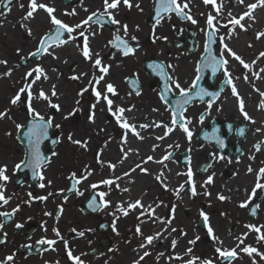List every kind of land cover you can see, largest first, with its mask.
Here are the masks:
<instances>
[{
	"label": "rangeland",
	"instance_id": "obj_1",
	"mask_svg": "<svg viewBox=\"0 0 264 264\" xmlns=\"http://www.w3.org/2000/svg\"><path fill=\"white\" fill-rule=\"evenodd\" d=\"M72 1L73 5L63 0H38V2L47 3L50 7H53L55 9L54 15L70 26L79 23L90 12L98 9L99 0H83V5L80 4L79 0ZM252 2L255 3L256 0H244V4H238L235 0H224L223 17H227L228 12L231 11V13L238 18L239 15L247 10L246 5ZM21 3L25 5V8L22 9L20 7ZM216 3L217 5L218 3L221 4V0H216ZM27 4L28 0H17L8 10H0V13H3V15H0V24L5 23L8 25L5 30L0 29V59L7 61V65H0V74L8 71L9 68L12 69L10 76L4 77L0 75V111L7 110V117L0 119V165H7L6 175H8L9 180L5 183L4 194L6 197H11L8 204L3 205L0 203V212L11 210L19 205L17 221L26 224L37 220L41 222L52 220L54 210L57 206H61L63 208L62 214H64H61L62 217H59L57 222L58 224H65V218L66 215H68V236H70L69 233H73L68 249L71 250L74 256H79L82 259L85 250L96 246V239L105 235H99L97 232L96 226L101 222L99 218L97 219L94 215H86L81 210V204L92 192L96 193L97 197L98 193L101 191L108 193L105 199L110 202L120 195V192L114 186L99 185L97 189H92L90 185L104 179V175L109 170L107 162L114 165L121 162L122 154H120L117 148L124 136V130L117 125L115 118L107 111V106L104 102L96 104V108L94 109V122L88 120L90 106L96 102L95 97L91 92L90 86L89 91L85 92L82 96H78L77 94L82 88L88 86V80L92 77V74L96 72V69H93L91 64L83 59L75 43L67 44L68 48H70L71 45L75 46L76 50L74 53L68 51V48L62 50L58 59L54 61L53 58L51 66L46 64L47 60L50 58L46 56V53L39 58L29 59V53L35 50L39 38L46 32H49L50 23L47 14L43 10H38L37 12H39L38 15L41 19L37 20L36 23L30 24L28 27L31 29L32 34L29 35L27 30L22 32L20 26L16 24L20 22L25 15ZM144 7L145 5L142 4L141 8L143 9ZM73 8L76 9L77 14L67 15L66 13L71 12ZM84 8H87L88 12H85ZM260 8V14L262 16L258 15L251 24L248 18H245L242 23L246 27H251L253 25L259 26L261 27L260 32H264V5H260ZM10 9H12L13 15L9 14ZM189 9L190 15L197 21L196 24H192L190 21H181L171 14L170 18L165 17L155 28L152 26L151 30L147 28L142 30L138 28L136 29L137 31L128 29V35L125 38L128 39L129 43L136 51L134 55H129L127 57L122 56L108 43L113 39V33L116 29L109 30L103 27L101 28L98 24H91L90 31L95 32L97 36H94L96 37V48L90 45L91 49H98L103 63L105 65H110L109 73L105 81L99 86V90H103L104 84L112 83L118 93L115 96L109 94L114 103L126 109H133L125 113L129 120H132L133 116H135L138 118V122L141 121V117L138 114L140 113L143 117V122L141 121V124H144L148 122V114L152 113L154 115L151 119V123L156 121H162L166 124L169 123V112L166 111V108L169 107L159 99V84L150 74L143 70L142 66L146 58H155L159 61H163L165 65L169 63L175 65L174 73L171 69H168V71L177 76L184 87H187L195 76L197 67L196 60L203 53L205 41L204 30L206 28L207 16L210 12L215 15V9L210 4L205 5L203 0H191ZM137 11L141 13V11L135 8L133 11L134 16ZM231 27V25L228 26V28ZM188 28L195 30L194 39L196 45L194 46L195 49L191 52L188 51V43H182L180 47H175L177 42L186 38ZM228 28L221 27L217 33V44L215 46L216 54L220 52L218 38L219 36H223L229 48L240 55L246 63L251 65L252 72H258L261 68H264V57L257 60L256 64H251L253 60H256L260 52H264V41L256 39V35L251 36L247 29H241L239 26L235 29L236 32L241 33L242 38L235 40L229 39ZM251 32L254 34V30ZM119 35L122 37L124 36L123 29H121ZM147 35L151 36L152 39H150V41H145L144 38ZM130 36L139 37L138 40L134 42L130 39ZM164 37H166V39H163ZM66 38L65 36V39ZM78 38L79 37H77V42L82 45V38L80 40ZM137 45H139V47H137ZM17 49L20 50L19 53ZM113 53H115V55H113ZM22 60L26 61V65L21 64ZM37 64L41 65L44 70L46 69L53 75L52 81L48 83L50 90H45V93L49 95L52 103L60 105V111L52 109L47 101L35 99V95L38 94V91L32 89L34 96L31 101L32 106L40 112L45 119L49 116L53 117V128L50 132L51 134H55L54 130H57V139L59 141L55 144L53 149L56 155L49 157L50 163L43 169V174L46 178L44 183L47 184V180H51L52 184L45 188L38 187V189H33L29 187L28 184H23L21 186L14 185V180L17 177V173L14 171V165L19 162L20 159L24 158V148L17 138L18 132L16 124L25 125L28 115L27 94H22L21 102L16 105H12L10 99L23 86V77L25 73ZM256 65H258V67ZM229 70L237 86L238 93L244 100L245 106L251 103L250 99L257 100L260 104L264 97H261L259 93L254 90L251 83L253 81L255 84L257 80L258 82H262V79L253 77L251 72L244 69L234 58L230 59ZM82 72L87 73V75L80 80L71 79L72 76L79 75ZM245 75H248L251 83L243 79ZM263 75L264 73H262V76ZM128 76H135L137 80L142 81L143 86L139 94H134L126 88L124 81ZM220 76L221 73L218 77L216 76L217 78H214V81L216 82L218 79H221ZM152 82L155 83L154 87L151 86ZM53 85H55V90L58 94L56 97H51L50 95ZM258 89L264 92L262 83L258 84ZM77 100L80 101L79 105L76 104ZM227 105L234 110V115H230L229 119L235 117L242 119L240 114L235 112L237 101L231 94V87L226 85L213 106ZM190 106H207V104L206 102L195 103ZM77 107L79 111L72 115H68ZM153 109H158V111H153ZM262 110L264 111V109ZM185 115L192 118V123L189 125L190 130L193 132L191 141L187 139L186 135L179 128H176L172 132L175 140L171 147H169L170 145L167 146V139L171 133L165 137L164 140H158L157 149H153L149 144V139L152 138L154 135L153 133L163 135V128H151L152 136L149 131L142 132V129H137L144 139H137L133 135L129 138L133 143V147L130 146V148L135 150L129 153L133 159L137 157V155L153 154L152 156H160V158H162L165 155L169 156L170 153H174L172 157L164 161L160 169L164 171L163 169L165 167L168 168V165L170 166V169H168L170 174L167 176L169 182L167 190L164 187L159 188L158 181L153 183L149 180L145 183L146 189L144 196L147 198L146 201L149 204L148 206H151V209L158 206L160 214L162 218H164L163 221L166 223L169 219L174 220L177 229L175 232L168 231L161 233L162 236L160 238L154 240L153 244L148 245L146 250L143 249L150 253L149 256L145 257L146 260H148L145 264H185L187 260L194 256L200 257L201 259L215 260V247L234 248L238 243L236 238L246 232L248 235L244 243L256 247L260 252H264V241L258 242L257 234L254 231L249 232L246 227V225L264 226V199L259 202L261 204L260 213L254 220H248L243 208L239 206L242 201L246 200L244 194L247 192L251 193V188L255 183V176L254 182L253 179L251 180L253 183L239 185L240 189L237 201L225 203V200H219L217 194L222 191V185L226 184L228 179V175L225 173L231 172L235 168L226 158L219 159L220 156L213 145L204 143L202 146L198 147L197 143L199 140L196 139V134L201 129L200 127L204 128V126L198 123L197 114L195 115L188 111ZM55 124H59L60 128L56 129ZM8 133H10V135H8ZM69 134L72 135L73 140H79L81 142L87 141L86 148L70 142L68 139ZM46 149L47 145L45 144L43 150L46 151ZM107 149H112V154L116 156V158H108L106 155L107 153L105 154ZM184 152L188 154V164L179 162L178 156ZM253 154L254 159H249L251 160L252 168L259 169L264 167V153L255 151L251 153L250 156ZM207 155L213 156L211 167L206 172L208 176L214 173V183L202 187L201 185H203L205 181L203 175L206 172L198 175L197 169L198 166L205 161ZM98 157L101 161L105 162L103 166L97 163ZM241 157L239 159H242ZM1 161L3 163H1ZM231 161H233V159ZM189 167L191 170L193 169V180H195L196 191L198 193L195 196H192L188 191L189 186L187 184L186 173ZM88 169L91 170L92 175L89 176L87 180L81 181L76 185V191L68 196V201L63 200L60 195V190L65 188L67 179L71 177V173H76V177L79 178ZM131 169L129 173L133 172ZM174 171L181 173V175H178V173L176 174ZM39 183L40 181L38 180V185ZM180 184H185V188L181 190L179 196H177L175 190ZM127 185H133V179L129 180ZM153 188L155 192L151 194L150 190ZM205 190L209 193L214 192L215 195L212 198H207L208 195H204ZM49 192H52L53 195L48 197L45 201L30 200L28 196V193H31L34 197L47 196ZM77 192H80L81 195H77ZM182 196H187L185 197L184 204L180 200ZM24 201L30 202L24 203ZM138 211L140 214L142 209L139 208ZM190 211L191 216H189ZM201 211L208 217L207 228L205 230L207 231L208 227H211L214 230L223 231L224 236L218 238L227 244L220 245L219 242H214L211 237H205L200 233L201 231H205L197 226ZM46 212L52 213V215H45ZM187 212L188 214H186ZM101 214L103 218L112 220L110 228L111 234L109 233V235L112 236L113 244L107 257L109 260L106 263H101L100 261L94 263L93 261H85L84 258L82 259L84 264H132V261L136 259H134L135 255L138 254L137 250L141 249L139 245L144 243L143 237L136 234V227L137 225L140 226L144 236L154 235L151 229V227L154 226L152 218L149 217L147 213L144 216L140 215L139 218H136L134 210H129V214L125 216L117 209L116 205L113 204L103 208ZM145 220L147 223L143 225ZM113 222H115L116 231H113ZM47 224L48 222H46V225ZM73 229H75V231H73ZM231 230H233L234 233L228 235L227 233ZM261 231L263 232L264 228H262ZM80 232H83L84 235H78ZM197 237H199L198 240L196 239ZM173 240H176V246L174 248H178L181 252L171 253L168 251V249L172 247ZM193 240H195V243L190 244L189 241ZM241 247H243V245H241ZM189 248L192 249L191 253L187 252ZM160 253H163V255L160 256ZM253 255L255 256V254ZM112 256H114V258L111 259L110 257ZM255 259L257 264H264V261H261L259 256H255ZM230 264H252V258L240 252L238 257L232 260Z\"/></svg>",
	"mask_w": 264,
	"mask_h": 264
},
{
	"label": "snow or ice",
	"instance_id": "obj_2",
	"mask_svg": "<svg viewBox=\"0 0 264 264\" xmlns=\"http://www.w3.org/2000/svg\"><path fill=\"white\" fill-rule=\"evenodd\" d=\"M80 4L83 5V0H79ZM223 2L224 0H221V4L217 5L216 0H203V3L205 5H212L215 9V15H213L211 12L207 16L206 20V28H205V41H204V52H203V60L201 62L197 63L196 67V76L192 80L191 84L188 85V87L182 86L181 82L179 81V78L173 74H171L168 69L175 70V65L167 64L165 65L163 61H153L149 63L148 67L152 69L153 73L161 78L163 81L162 84V92L158 93L159 99L161 101H166L167 96L169 93H175L176 98L173 101H170L169 103L172 105L170 108H166V111L169 112V123H164L162 121H156L148 124H140L136 125L134 123H131L128 118L125 116V113L128 111H132V108H124L122 106L116 105L114 101L110 98L109 94L112 96L117 95V90L115 86L112 83H106L104 84L103 90H99V86L105 81L110 65H105L102 61V58L99 53H93L90 46V37H93L96 35L95 32L90 31L91 24H98L101 28L104 26L105 23H111L113 25H117L119 27L116 28L115 32L113 33V39L110 40L108 43L111 47L116 49L117 52H119L122 56H129L134 55L136 49L131 46L129 43L127 37L128 35V25L124 24L120 26V21L115 18V13L118 12L121 4H123L125 7L131 9L133 6H135L139 11H143V9L140 7L139 2H137L135 5H133L132 0H102V10L97 9L96 11L90 12L86 18L82 19L79 23H76L74 25H69L65 22H63L61 19H58L55 15V9L53 7H50L47 3L38 2V0H28L27 4V11L25 15L22 17V21H27L32 18H34V14L38 10H43L47 17L49 18L50 23V30L49 32H46L43 36L39 38V42L37 44V47L34 51L29 53L30 57H40L43 54L47 53L48 55L53 56L54 59H58V57L55 56L54 51H50V49L54 47H60L67 45L69 43H75L78 51L82 55L83 59L87 62H89L93 69H96V72L92 74V77L88 80V86H85L80 90V92L77 94L78 96H82L85 92L89 91V86L91 88V92L95 97V103H93L90 106V114L88 115V120L90 122H94V116L95 112L94 109L96 108V104L104 102L107 106V111L115 118V121L117 125L124 130V136L122 137V146H121V153H122V159L127 158L129 153L134 152V149L127 148L125 150V146L127 145V137L129 134L133 135L137 139L143 140L144 137L141 135V133L137 130L139 129H147V128H163L164 132L163 135L157 136V140H164L165 137H167L170 133H172L176 128H179L183 131V133L186 135L187 139L191 141L193 132L190 130L189 125L192 123V118L185 115L187 108L186 106L189 105L191 102H193L194 99H199L201 101H205V98H208L206 100L207 107L203 113L199 116V122L203 123L205 119V115L210 114V110L213 108V105L217 102V98L220 95V92L223 91L221 88L219 91H210L204 87L199 86V81L201 80V72L204 69H210L212 74L215 75L217 72H222V75L224 76V80L222 83L224 85L231 87V94L237 101V107L241 115L243 116V119L246 121H250L252 123H255L253 118L248 114V112L245 110V104L243 98L240 96L237 90V86L233 81L231 72L229 70V64L230 59L234 58L236 61L239 62L240 65L243 66L244 69H247L249 72H251L252 76L256 79H262L264 76L261 74L264 73V68H261L258 72H252L251 65L249 63H246L240 55H238L235 51H233L231 48H229L228 44L225 43V38L223 36H219L218 42L220 44V52L218 54H213L212 44L217 42V33L219 32L220 28H228L229 25H231V28H228V34L229 36L232 34V31L235 29V27L239 26L241 29L246 30V26L242 23V21L245 18L254 20L253 16V10L256 9L260 5H264V0H256L255 3H249L246 5V11H244L239 17L237 18L234 16L231 11L228 12V15L226 18L223 17ZM238 4H244V0H235ZM6 5L11 3V0H5ZM191 3V0H154V19L155 23L153 25V28H155L157 25H159L165 17L170 18L171 14H175V16L183 19L188 20L192 24H196L197 21L190 15V9L189 4ZM20 7L23 9L25 8V5L23 3L20 4ZM187 10V11H186ZM85 12H88L87 8H84ZM67 15H76V9L73 8L71 12H67ZM0 15H3V13H0ZM222 19L224 22H222ZM21 27L27 28V25L24 23H21ZM121 27L123 29L124 36H120L119 33L121 31ZM139 26H137L138 29ZM28 34L31 35V29L27 28ZM87 33V34H86ZM65 36L67 37L65 39ZM77 37L82 38L83 43L82 45L77 42ZM264 38V32H257L256 39ZM136 37L132 36L131 40L136 41ZM163 39H166L164 37ZM251 46V45H249ZM139 47V45H137ZM19 49H17V52L19 53ZM115 55V53H113ZM261 57H264V52H260L259 56H257L256 60H253L251 64H256L257 60H259ZM23 59V58H22ZM0 65H7L6 60L0 59ZM12 72V69L9 68L8 71L0 74L4 77L10 76ZM87 73H80L79 75H74L71 77L73 80H80L81 78L85 77ZM43 78L44 80H47L49 77L45 73L44 68L37 64L35 67L30 69L28 72L25 73L23 77V86L16 92V94L11 97L10 103L12 105H16L17 103L21 102L22 94L26 93L28 98L27 103V109H28V115L31 116V120L27 124V131L23 133V136L27 140L26 144V152L24 155V158L20 159L19 162H17L14 165V171L17 170H30L33 178H38L40 181L39 187L45 188L46 186H50L52 184L51 180H47V184L44 183L45 176L43 174L44 167L50 163V158L47 157L41 150V144L49 138L50 129L53 128V117L49 116L47 119L43 115H41L40 112H38L33 106L31 101L33 100V87L34 85ZM243 79L246 82L251 83L249 80L248 75H245ZM138 84V81L134 82ZM253 88L255 91L259 93L261 97H264V92H261L259 89L255 88V85H253ZM139 94V92H137ZM51 97H56L58 94L55 90V85L52 86ZM35 99L37 100H44L48 102V105L55 109L56 111H60V105L56 103H52V101L49 98V95L45 93L43 89H41L38 94L35 95ZM80 101L77 100L76 104L79 105ZM258 109H264V99L261 100L260 104L258 105ZM79 111V108H74L72 113H69L68 115H72L73 113ZM153 111H158V109H153ZM217 111H220V108H217ZM7 117V110L0 111V119H4ZM10 118V117H9ZM67 118V117H65ZM24 125L22 124H16L17 132L23 128ZM231 127V126H230ZM55 128L59 129L60 125L55 124ZM239 134H244V128H239ZM215 132V129H214ZM257 133L264 132V128H257ZM10 135V133H8ZM205 138L207 137V134H205ZM68 139L70 142L76 145H80L81 147L87 146V141H79V140H73L72 135L69 134ZM217 142L220 146V148L225 147L224 141L219 139V137H216ZM53 143H58V139H55L52 141ZM155 147V146H154ZM171 147V145L169 146ZM178 147V145H177ZM256 152H259L261 150H264V139L259 140L256 144L253 145ZM53 156L56 155L55 152L52 153ZM169 159L168 155H165L161 158V160L156 161V163H160L163 165L164 161ZM219 159H224L223 156H220ZM249 159H254V154L249 157ZM149 161H153V157L151 155L147 156L146 159L142 160L141 164H136L135 168H132L131 171H136L137 169L142 173H148V170L144 167H142V164L148 163ZM97 163H100L102 166L105 164V162L101 161L99 157L97 158ZM107 166L110 169H115V165L107 162ZM211 167V165H209ZM87 168V166H86ZM207 171V169H205ZM7 172V165H0V203L3 205L8 204L11 197H6L4 194V188L5 183L9 180L8 175H6ZM247 172L250 174H254L255 176V183L251 188V193L247 196V199L242 201L240 203L241 208L248 207L250 202H253L254 197L257 195L258 190L261 192H264V167L259 168L258 170L253 169L251 166L247 168ZM92 175V172L90 169H88L84 174H82L79 178L76 177V173H71V177L73 179L72 189L76 188V185L80 183L81 181H85L89 178V176ZM129 172H124L122 174L123 177L129 176ZM178 175H181V173H178ZM187 184L191 185V187L188 189L190 191V194L192 196L197 195L196 191V185L193 180V172L191 168L189 167L187 173ZM213 176L209 175L207 179L204 181V184L201 185L202 187L204 185H208L213 183ZM122 179L121 176H114L112 178L102 179L98 181L97 183H93L90 185L92 189H97L99 185H107L112 186L115 185L116 188H119V184L116 183ZM157 181H159L162 186L167 190L168 185L165 183V179L163 178V171L160 173V175H157L155 177ZM185 188V184H180L179 187L175 190V194L179 196V193L181 190ZM70 189V190H72ZM60 191H63L61 189ZM121 191L127 192L129 189L124 188L121 189ZM77 195H81L80 192L76 193ZM53 193L49 192L47 196H32L31 193H28V196L30 200H40L45 201L48 199V197L52 196ZM108 195L106 192H99V203H97V197L94 196L89 201V206L93 207V210H96L97 208H106L110 206L111 202L105 199V197ZM204 195H210L207 190L204 191ZM217 198L221 201H224L228 199V197H225L222 194H217ZM65 199H67L65 197ZM30 201H24V203H29ZM59 207V206H58ZM117 209L123 213V215L127 216L129 214V210H135L137 208L142 209L140 212L141 216H144L146 213L149 217H153L155 215L154 209H151V206H148L147 208L145 205L142 204L141 200L137 199L134 202L127 203V207H124V205L120 202L116 205ZM257 208H259V205H255L252 207L251 212L253 215H255ZM19 210V205L16 206V208H13L11 212H0V216L3 217H11ZM174 211V208H173ZM45 215H52V213L46 212ZM200 216L203 217V219L206 222L207 226V215L201 211ZM139 218V217H138ZM157 220H161L163 222L164 218L157 217ZM155 222V221H153ZM171 220L166 221V227L170 226ZM17 227H22V225L17 224ZM43 227V225H42ZM249 232H256L257 235V241H264V233H262L261 229L264 228V226H256V225H246ZM3 228V224H0V229ZM52 231L56 234L57 237L60 239H63L60 235V232L58 229L53 228ZM75 231V229H73ZM113 231H116L115 229V222H113ZM172 232H175L176 229H171ZM209 237L213 239L214 242H219L221 245L223 244L222 241H219L218 237H215L213 235V230L211 227H208L207 229ZM136 234L143 237L144 243H141L139 247L141 249H144L146 245H151L154 240L160 238L161 233L156 232L154 235H148L144 236L141 228L139 225L136 227ZM6 233H4V236L0 238V244H4L6 242ZM80 236H83L84 233L80 232ZM248 233H242L240 237H237V245L234 248H223V247H215V252L217 253V259L223 260L226 262V264H230V262L234 259H236L240 252L247 254L249 257L252 258V264H257V261L255 259V256H259L261 261H264V252H260L256 247H253L251 245H246L244 243L245 238L247 237ZM197 240L199 237L196 238ZM38 244H47L49 248H51L56 241L55 240H49L46 238H41L39 241H37ZM190 244H194L195 240L189 241ZM243 245V247H241ZM176 246V240L172 241V247L174 248ZM65 247L67 248V242H65ZM192 249L189 248L187 250L188 253H191ZM255 254V256L253 255ZM150 253L148 251H144L143 255L139 257V259L133 260L132 264H141V261L144 260L145 257L149 256ZM160 256L163 255V253L159 254ZM67 257L69 260L73 261V264H84V261L79 256H74L71 252V250L67 251ZM159 258V257H158ZM179 258V257H177ZM14 260V254H10L5 256L3 259H0V264H12ZM216 264V261L213 259H201L200 257H192L191 259L187 260L185 264Z\"/></svg>",
	"mask_w": 264,
	"mask_h": 264
},
{
	"label": "flooded vegetation",
	"instance_id": "obj_3",
	"mask_svg": "<svg viewBox=\"0 0 264 264\" xmlns=\"http://www.w3.org/2000/svg\"><path fill=\"white\" fill-rule=\"evenodd\" d=\"M137 2H139L140 7L142 4L145 5L143 8V11L139 13L133 14L134 9L136 8L133 6L131 9L125 7L123 4H121L118 12H116L115 18L120 21V26L127 24L128 29L130 30H136L137 26L141 30L144 28L147 29H152V25L150 24L151 17L153 14V3L154 0H132L133 5H135ZM68 4L73 5L72 0H68ZM98 9L102 10V0H99L98 2ZM87 16V15H86ZM85 16V18H86ZM175 16V15H174ZM176 17V16H175ZM178 18V17H177ZM180 19V18H179ZM181 21H188V20H183L180 19ZM94 24V23H93ZM99 26V25H98ZM117 25H113L111 23H105L103 28L113 30L116 29ZM122 29V28H121ZM187 30H190L191 32L193 31L195 35V30L192 28H188ZM137 31V30H136ZM151 35V34H149ZM132 36H130L131 39ZM138 40L139 36H135ZM145 41H150L151 36H146ZM135 42V41H134ZM199 59V58H198ZM196 60V63L198 61ZM143 70L146 71L144 68L143 64ZM221 73V79H218L216 82L214 81V78L219 76ZM211 74L210 71H206L205 79L203 81V84L205 85V88L208 90H215L224 80V76L222 75V72H217V74L210 80L208 79V76ZM152 77V76H151ZM216 77V78H217ZM153 78V77H152ZM194 79V77H193ZM192 79V80H193ZM160 87V79H155ZM191 80V82H192ZM190 82V84H191ZM138 83L140 85V90L143 86L142 81L138 80ZM216 83V85H215ZM189 85V84H188ZM151 86H155V83L152 82ZM208 98H205V101H195V103H204L206 102ZM164 103V102H163ZM207 106H188L187 111H190L192 114L194 113L195 115L197 114V119L199 118L200 114L205 111ZM217 108H220V111H217ZM245 110L248 112V114L253 118L255 123H252L250 121H246L243 119V116L238 110V107L235 106V112L239 113L241 118H232L229 119L230 115H234V110L230 106H213V108L210 110V114L205 115V119L203 123L199 122L198 123L201 126L207 127V128H215L218 132L219 139L224 141L225 147L223 151L220 150V147L218 146V143H210V145H213L216 152L218 153L219 156L225 157L227 160L231 161H238L239 158L244 156L245 153V143L248 137H254V139L257 137V132L256 130L253 131V126L258 125V119H257V113L261 111V109H258V106H245ZM217 111V112H216ZM186 114V113H185ZM231 126V127H230ZM202 128V127H200ZM239 128H244V134L240 135L239 134ZM251 131H253L251 133ZM197 139V138H196ZM259 141V139H258ZM198 147H200V143L198 141L197 143ZM251 153L255 152L254 147L251 149ZM262 152L263 151H259ZM229 156H228V155ZM174 155V153H173ZM181 155L182 153L178 156L179 162L181 161ZM241 157V158H242ZM189 166V165H188ZM29 185V184H28ZM29 187L33 188L32 186L29 185ZM39 187V186H38ZM34 189V188H33ZM38 189V188H37ZM190 192V191H189ZM260 191L258 190L257 195L254 197V199L259 195ZM250 193H245L244 195L247 196ZM68 201V198H67ZM254 201V200H253ZM253 202H250L248 207L243 208V211L245 213L246 218L249 219H256L259 215V211L261 208V204L258 203L259 208H257L255 215L252 214L251 209H252ZM59 208V213L56 215V209ZM56 209L54 210L52 220L46 221L48 224L46 225V222H41L40 220L37 221H31L30 223L24 224L21 221H17L18 214L17 212L12 215L11 217H3L0 216V224H3V228L0 229V238L4 236V233H6V242L4 244H0V259H3L5 256L14 254V260L12 264H68V257H67V251L69 250L68 246L70 243V239L72 238V232L69 233L70 236H68V215H66L65 218V224H58L57 219L59 217H62V211L63 208L61 206H57ZM12 210V209H11ZM11 210L7 211H2V212H11ZM102 211L103 208L100 209L98 214L95 216L97 219L99 218L100 221L104 222L105 229L103 230H97L99 235H105L98 237L96 239V246L93 248H87L84 252V256L82 259L85 258V261H93L94 263L96 262H101V263H106L109 258L108 254L109 251L112 249V244H113V239L112 236L109 235L111 234V222L112 220L108 218H103L102 217ZM62 214V215H61ZM189 216H191V211ZM57 222V223H56ZM20 224L22 227H17L16 225ZM43 225V227H42ZM53 228L58 229L60 232V235L63 239H60L59 237L56 236V234L52 231ZM43 229V230H42ZM200 233L203 234L205 237H209L208 231H201ZM234 233L233 230L229 231L227 233L228 235ZM256 233V232H255ZM264 233V231L262 232ZM236 234V232H235ZM257 234V233H256ZM79 235V234H78ZM213 235L215 237H223L224 232L223 231H217L213 230ZM258 235V234H257ZM41 238H46L49 240H55L56 243L49 248L47 244H38L37 241H39ZM105 238V240H104ZM65 242H67V248L65 247ZM146 250V248H144ZM173 250L172 247L168 249L169 252ZM215 261L217 264H225L222 263V260L217 259V253ZM143 255V253H140L138 255H135L136 259H139V257ZM138 256V257H137ZM111 259L114 258V256L110 257ZM134 258V259H135ZM135 259V260H136ZM148 260L144 258L143 261H141V264H145ZM69 264H72V261H69Z\"/></svg>",
	"mask_w": 264,
	"mask_h": 264
},
{
	"label": "bare ground",
	"instance_id": "obj_4",
	"mask_svg": "<svg viewBox=\"0 0 264 264\" xmlns=\"http://www.w3.org/2000/svg\"><path fill=\"white\" fill-rule=\"evenodd\" d=\"M254 3V2H252ZM218 5H220V3H218ZM260 6H258L256 9L253 10V16L254 18H257L258 15H261L260 14ZM9 14L10 15H13L12 14V9L9 10ZM262 13V12H261ZM39 12H36L34 14V18L30 19V20H27V21H20L18 22L16 25L20 26V30L22 32H25L27 30V28L30 26V24L32 23H36L37 20H40L41 17L38 15ZM262 16V15H261ZM260 16V18H261ZM226 18V17H224ZM255 20H252V19H249V23L251 24L252 22H254ZM222 22L223 19H222ZM21 23H24L25 25H27V28H24V27H21ZM8 27V25H6L5 23H1L0 24V29L1 30H5L6 28ZM236 28V27H235ZM246 29L249 31V34L251 36H255L257 34V32H260L261 31V27L259 26H251V27H246ZM252 30H254V34L251 32ZM96 36V35H95ZM244 36V35H243ZM97 37V36H96ZM96 37H91V40H90V45H92V47L94 46L96 48ZM241 33H238L236 32V29H234L232 31V34L229 36V39H241ZM261 40L264 41V38H261ZM68 48V45H64V46H60V47H54L52 49H50V51H54V54L56 57H60V54H61V51L62 50H65ZM76 48L74 45H71L70 48H68V51H70L71 53L75 52ZM93 51V53H99V50L98 49H94L92 48L91 49ZM46 56L50 57L46 64L47 65H50L51 66V62H53V56L51 55H48L46 53ZM55 61V59H54ZM258 67V65H256ZM45 73L47 74V76L49 77L47 80H44L43 78H41L40 81H38L33 89L37 90L38 92L43 89L44 91L45 90H50V87H49V81H52L53 79V75L50 74L46 69H45ZM262 75V74H261ZM264 76V75H263ZM259 83H262L263 84V87H264V78H262V82H257L254 84L253 81L251 83V86L255 85V88L258 89V84ZM257 85V86H256ZM251 100V103H249L248 106H258L259 103L257 100H253V99H250ZM229 106V105H227ZM139 116L141 117V121L143 120V117L140 113H138ZM257 119H258V125L257 126H253V131L256 130L258 127L261 128H264V111L261 109V111L259 113H257ZM153 115L152 113L148 114V122L144 123V124H148V123H151V119L153 118ZM127 118L128 116L125 115ZM129 120V118H128ZM131 123H134L136 125H140L142 122L139 121L138 122V118L133 116V119L132 120H129ZM138 122V123H137ZM139 129V128H138ZM140 130V129H139ZM149 131L151 136H152V131H151V127L150 128H147V129H142V132H147ZM153 131H156V130H153ZM251 131V133L253 132ZM154 135L152 136V138L149 139V144L151 147H153V149L156 148L157 146V143H158V140L156 139L157 136H161L159 135L158 133H153ZM132 135L129 134L128 137H127V145L125 146V150H127V148H130V146L133 147V143L130 141V137ZM261 139V138H264V132L262 133H258L257 134V137L254 139V137H248V139L246 140V143H245V153H244V156L242 157V159H239L238 161H229L231 162V165H233V167L235 168L233 171L231 172H226L225 174L228 175V179H227V182L226 184L222 185V191L219 193V194H222L224 195L225 197H228V199L225 200V203H228V202H232V201H237L238 200V196H239V185L241 184H246V183H253L254 182V174H250L247 172V168L249 166L252 167V163H251V160H249V157H250V154H251V149L253 148V145L256 144L258 142V139ZM174 140H175V137L172 135V133L170 134L169 138L167 139V146L169 145H172L174 143ZM142 145V144H141ZM121 146H122V141L118 144V150L120 151L121 149ZM143 146V145H142ZM155 146V147H154ZM114 149V148H113ZM157 149V148H156ZM107 153V154H106ZM113 151L112 149H107L105 154L107 155L108 158L112 159L113 157L116 158V156H114L113 154ZM120 154L121 151H120ZM153 154H151L152 156ZM149 156V154H144V155H141V156H138L137 157H133L131 156V154L128 155L127 158H124L121 160L120 163L116 164L115 166V169H110L106 172V174L104 175V179H107V178H112L114 176H121L122 179H120L119 181H117L116 183L119 184V188H116L119 192H120V195L118 197H116L115 199H113L111 201V204L113 205H117L118 202L122 203L124 205V207H127V203L129 202H134L135 200L139 199L141 200L142 204L145 205V207H147L149 204L148 202L146 201L147 198L144 196V193H145V183L146 181H151V182H155L157 181L155 179V177L157 175H160V173L162 172L160 169H161V164L160 163H156V161H159L161 160L160 156H152L153 157V161H149L148 163H144L142 164V167L146 168L148 170V173H142L140 172L138 169L135 172H132L130 173L129 176L127 177H123L122 174L124 172H129V170L131 168H135L136 164H141L142 160L146 159V157ZM246 156H249V157H246ZM106 157V156H105ZM142 157V158H140ZM1 163H3L1 161ZM168 169H170V166L168 165V168H164L163 170V178L166 177L165 179V182L167 183L168 185V180H167V176L170 174ZM255 169V168H253ZM193 170V169H192ZM258 170V169H256ZM176 174L178 173L177 171H174ZM193 172V171H192ZM137 174V175H136ZM208 173L206 172L204 175H203V179L206 180L208 175ZM136 175V176H135ZM133 179V185H127V183H129V180ZM194 179V178H193ZM253 179V182L251 181ZM195 181V180H194ZM264 182V181H262ZM214 183V182H213ZM158 184H159V188H163L162 184L158 181ZM114 187H116L115 185H112ZM171 187V186H170ZM124 188H127L129 189V191L127 192H124V191H121V189H124ZM155 192V189L153 188L152 190H150V193L153 194ZM215 195L214 192H211L210 195L207 196V198H212L213 196ZM185 197L187 196H182L181 197V202L184 204V200L186 199ZM139 208L135 209L134 212H135V217L138 218L140 216L139 214V211H138ZM154 212H155V215L152 218L153 221H155L153 223V227H151L152 229V232L153 234H155L156 232H160V233H164V232H168V231H171V229H177V226H176V222L174 220H171V224L170 226H167L166 227V223L161 220H157L156 218L157 217H161V214H160V210H159V207L156 206L154 208ZM147 221L145 220L143 222V225H146ZM162 236V235H161ZM160 236V237H161ZM221 241V240H219ZM223 242V241H222ZM153 244V243H152ZM227 243L223 242L222 245H225ZM221 245V244H220ZM148 245H146L147 247ZM145 247V248H146ZM138 254L141 253V252H144L143 249H139L137 250ZM181 252L178 248H173V250L171 251V253H179ZM136 254V255H138ZM136 257V256H135ZM134 257V258H135Z\"/></svg>",
	"mask_w": 264,
	"mask_h": 264
},
{
	"label": "water",
	"instance_id": "obj_5",
	"mask_svg": "<svg viewBox=\"0 0 264 264\" xmlns=\"http://www.w3.org/2000/svg\"><path fill=\"white\" fill-rule=\"evenodd\" d=\"M14 0H11V3L13 2ZM68 0H64V2H67ZM10 3V4H11ZM10 4H7L6 5V3H5V0L0 4V7H1V9L2 10H6L7 8H8V6L10 5ZM212 46H213V44H212ZM211 46V47H212ZM193 50V48H191V51ZM32 58H34V57H29V59L31 60ZM35 58H38V57H35ZM153 61H155V60H150V61H148V63H146L147 64V66L149 65V63H151V62H153ZM22 64L23 65H26V61L25 60H22ZM150 69V68H149ZM150 71H152V69H150ZM153 72V71H152ZM132 80V79H131ZM174 100V99H173ZM172 100V101H173ZM171 107V106H170ZM32 118L30 117V116H28V118H27V122H26V126L24 127V128H21V131L19 132V134H18V138H19V140H20V142L24 145V148H25V152H26V144H27V140H26V138L23 136V133L25 132V131H27V124H28V122L31 120ZM205 134H207V133H203L202 134V138H204V139H206L205 138ZM208 135V134H207ZM55 139H57V136H54V137H51V136H49V138L47 139V140H45L42 144H41V150H42V145L45 143V142H48V146H49V149H48V154H45L47 157H49L50 155H51V149L55 146V144L56 143H53L52 141L53 140H55ZM43 152V151H42ZM207 164L206 165H203L202 167H201V170H200V173H202L206 168H207ZM17 172L19 173V176H18V178L16 179V181H15V184H22L25 180H26V178H24L23 177V173L24 172H27L28 173V180L31 182V183H35V180H36V178H33V176H32V174H31V171L30 170H17ZM73 179H71L70 181H69V183H68V190L67 191H65L64 192V197H66L67 195H69L70 193H73L74 191H75V189H72V184H73ZM70 189H72V190H70ZM92 197H94V195H92L91 197H90V199L84 204V211L86 212V213H96L97 212V210L99 209V208H97L96 210H93V207H90L89 206V201L92 199ZM199 225L200 226H202V225H204V223L203 222H200L199 223Z\"/></svg>",
	"mask_w": 264,
	"mask_h": 264
}]
</instances>
